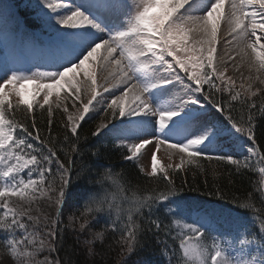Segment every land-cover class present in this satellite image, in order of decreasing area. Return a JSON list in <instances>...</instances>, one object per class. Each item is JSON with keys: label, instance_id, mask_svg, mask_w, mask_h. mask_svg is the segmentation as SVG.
Returning <instances> with one entry per match:
<instances>
[{"label": "snow or ice", "instance_id": "6c2138e0", "mask_svg": "<svg viewBox=\"0 0 264 264\" xmlns=\"http://www.w3.org/2000/svg\"><path fill=\"white\" fill-rule=\"evenodd\" d=\"M42 2L50 10L61 9L64 13L70 12V15L62 20L64 24L71 23L73 17H79L80 19L72 24H91L93 28H101L100 24L91 19L81 7H67L69 0H42ZM97 3L109 13L119 12L123 7V0H97ZM224 4L225 0H139L126 30L110 32L106 39L101 38L98 42L87 32L70 33L69 40L74 45L72 50L76 53L74 58L78 62L66 61L70 66L64 67L58 74H40V79L48 77L44 80L51 83L39 84L32 77L15 75L0 83V117L3 118V123L0 124V131L3 133L0 135V178L11 177L15 181L0 186V230H4L9 234V238H12L11 242L9 238L0 240V248L8 252L13 244L20 247L16 237L27 234L23 244L33 249L31 259L38 261L39 264H63L58 256L55 258L51 256V253L59 250L58 245L64 237L62 206L69 184L86 178L89 184L96 187L89 192L79 216L69 219V225L75 228L80 221L78 230L86 233L93 227L94 218L101 213L106 214L109 219L104 229L92 233V240H86L85 243L91 245L95 240L104 242L108 236H112L117 247V259L109 260L108 264H128L127 258L130 254L137 252L143 246V236L146 233H151L155 237L160 245V251L168 257L169 264H234L233 259L226 254V245L219 237L211 235L196 224L185 222L173 213L171 208L157 212L160 201L186 190L187 181L177 187L175 180L169 178L165 172L159 178L164 182L163 188L141 187L139 184L133 188L127 178L129 174L114 173L112 167L92 169L84 163L83 157L86 153L90 154L87 159H91V156H100L101 152L98 147L86 149L81 143L89 136L100 134L114 118L123 116L126 112L157 114L147 94L158 84H167L171 81L157 77L155 82H152L137 77L138 74L142 76L145 71L151 70L152 65L163 64L165 71L174 73L176 79H186L189 89L194 93H200L228 118L237 131L246 134L254 141L250 148V155L243 159L227 155H205L202 151H193V146L201 144L204 137L191 139L185 143H172L170 148L179 149L181 155L180 163L174 166L170 164L169 168L182 169L183 153H188L189 158L226 162L234 166L238 173L242 169L254 167L251 162L252 156H259L257 162L264 164V154H261L260 148L256 147L255 124L256 111L264 116V88L256 87L254 91L252 90L255 81L264 85V78L257 75L253 81L250 77L247 86L241 84L237 88L233 78L226 75L229 61L234 65L243 63L245 58H251V53H255L260 61V67L264 68V44L260 43L264 36L257 35L258 30L264 33V0H229V9L225 17L227 25L225 33L231 38L222 37L225 44L218 50V24L223 15ZM156 8L162 11L154 12L153 9ZM247 8L253 10L246 12ZM181 10L188 14L178 15ZM57 15L59 16L60 13ZM258 17L261 18L260 21ZM190 33L193 34L192 41L189 39ZM197 35L201 37L199 40H195ZM101 48L105 50L102 70L111 67L109 77L112 81L109 83L106 78L107 87L104 85L101 87L105 93H111L114 97L111 103L105 100L103 94L97 92L95 73L84 67L85 63ZM78 69L82 70L87 78L84 82L85 93L89 88L91 89V95L86 102L81 100V87H74L73 83V77ZM259 70L257 69L258 72ZM69 73L73 75L69 76ZM28 83L36 84L33 99L40 91L48 90L44 95L43 104L39 105L40 108L48 104L51 90L56 85L73 89L75 100L81 102V107L73 105L75 112L68 115L67 122L64 124L65 129L70 130L71 139L67 133L63 136L59 147V151L64 153L63 160L57 152V138L52 136L50 131L53 122L51 107L48 109L49 136L43 139L35 116L30 115L33 105L28 101H21L27 104L22 120H17L15 116L9 121L5 120L8 110L13 106L11 103L5 105L4 85H12L16 94L21 96V89ZM17 85L19 88L16 87ZM117 92L120 94L116 95ZM98 96L100 99L97 98ZM257 96L260 97L259 107L255 99ZM126 98L131 100L127 108L125 107ZM187 99H197V97L190 96ZM237 104L239 110H237ZM100 105H106L104 116L98 123L89 125L87 134L82 136L81 132L84 131L81 127L82 121L93 108H98L97 106ZM158 115L159 123L163 126L165 119L175 116L176 112L161 111ZM151 138H154L155 143L153 139L145 138L133 143L121 141L120 147L123 149L121 155L124 159L137 162V175L148 181H156L157 177L154 174L157 172V165L154 149H159L161 139ZM36 141H39V145L35 143ZM163 141L168 142L164 139ZM64 144L68 147L65 148ZM145 146L149 147L141 152ZM73 154L80 157L79 162ZM142 159L151 161L150 173L139 165ZM261 168L259 173L264 176ZM23 170H27V179L21 175ZM198 171L204 173L206 169L201 166ZM34 174L38 179L32 178ZM213 175H216L214 170ZM33 185L35 191L32 190ZM187 190L204 191L208 195L229 200L239 207L248 209L258 223L261 233H264V191H261V207H256L252 203L254 194L251 192L241 199L227 195L218 185H213L210 189L207 181L203 186L195 185V178L193 184L188 185ZM129 191L132 192L131 196L127 195ZM25 196L32 197V204L37 201L38 196L51 201L54 214L48 215L47 222H44L41 216L31 215V208L28 206L25 207L24 212L11 206L13 197L22 201ZM35 233H40V239L35 242V245L29 244V238ZM117 234L118 239H115ZM249 239H255V236L241 240L240 244H246ZM189 245L196 246L194 254H186ZM111 248L112 245H109V249ZM45 252L48 255L40 259L39 257ZM89 252H93L91 247ZM10 256L12 260L16 258ZM21 259L24 258L21 257ZM0 264H11V260L6 257ZM235 264H254V262L240 260Z\"/></svg>", "mask_w": 264, "mask_h": 264}, {"label": "rangeland", "instance_id": "374dc122", "mask_svg": "<svg viewBox=\"0 0 264 264\" xmlns=\"http://www.w3.org/2000/svg\"><path fill=\"white\" fill-rule=\"evenodd\" d=\"M80 1V0H79ZM139 2V0H138ZM229 2V1H228ZM22 5L25 6V4H27L26 6H28L31 9L36 10L38 13L40 12V15L42 17V29L45 30L46 32L53 34L55 36H57L59 39L64 40L65 37L63 36V32H65V29L68 30H72L74 28H76V30H83L84 27L87 25H76V24H64L62 23L63 19L67 18V15H70V12L68 13H64L61 11V9H56L55 11L50 10L48 8H46L42 2V0H23L21 2ZM81 7L84 11V8H90V12H86V14H88L90 16L91 19H94L98 24H100V26H102V21H109L110 18L113 16L115 17L116 20L114 22V25L111 26L109 28V30H107V34L108 33H114L116 31H121V30H126L128 27V19L126 17H123L121 19V17H119L118 15H110V13L106 10V13L103 14L104 12L101 13V19H98L95 14H96V8L95 7H100V5L95 2L94 3V8L92 7V5L86 4V0H81ZM134 5V4H133ZM229 5V3H228ZM67 6V5H66ZM69 7V6H67ZM133 9L136 8V6L134 5V7H132ZM229 9V6H228ZM57 13H60V15L58 16ZM135 13V12H134ZM188 14L187 12H182L179 13V15H186ZM194 14V13H192ZM226 15H221L220 20H219V24H218V50H220L222 47H224L225 44V40L221 39L222 37H225L226 39H230V36H226L225 33V29L227 27L226 25V21H225V17ZM90 25V24H89ZM108 37V35H107ZM189 38L190 41L193 40V34L190 33L189 34ZM201 37L199 35L195 36V40H199ZM4 41L9 40L8 42H3L2 46L3 48H5V53L3 55L0 56V83H3L6 79H10L13 75H15V67H13L12 65V58L11 55L14 53L20 54L22 60L26 59V55L24 53H20L19 50L20 48L15 45L14 47L12 46V41L10 37H6L3 39ZM261 44H264L262 41H260ZM103 48L100 49V52L96 55H94L90 60L89 63L86 65L85 63V68L87 66V69H89L90 72H94L95 73V78H96V82H97V92L103 94V97L105 98V100L108 103H111L112 99H114L113 96H111V93L108 92H104L103 88L101 87V85H104L105 87H107V84L105 83L106 78L108 79V82L111 83V78L109 77V72L111 71V67L109 68H104L102 70L104 61H103V56L105 55V50L103 52ZM259 50V49H258ZM249 53H251V49L248 50ZM34 53H36V51L33 50ZM4 60H7V62H4ZM237 60H239V58L237 57ZM251 65V66H250ZM8 67V68H7ZM162 67V69L160 70V72L157 75H154V73H150L147 74V77L151 78V81L155 82L157 77H163L164 79H169V75H170V71H165V66H163V64H156V65H152L151 68H160ZM227 68H228V72L226 73L227 76H231L233 78V80L236 83L237 88H239V86L241 84H244L245 86H247V84L249 83V78L251 77L253 81H255V77L257 75H260L261 78H264V68L260 67V61L259 59L256 57L255 53H251V58H245L243 63H238V64H233L231 61H229L227 63ZM257 69H260L259 72L257 71ZM59 72L56 73H52V74H58ZM69 76H72V73L68 74ZM16 76V75H15ZM17 77H32L33 79L37 80V82L39 84H46V83H51V81L48 80H44L47 79L48 77H44V79H40L38 74H36L35 72L32 73L30 76H20L18 75ZM86 77L84 75V72L80 69L77 70L75 77H73V83H74V87H81V100L83 102H86L87 99L90 97L91 95V89L89 88L87 90V93H85L84 91V82L86 81ZM62 84H64L65 82H61ZM161 88H164L166 86V84H161ZM5 86V90H4V94H5V98L6 100H10L13 103L16 104H21L20 107H16L15 110L17 112H19L18 110H25V106L22 104L21 99H33V90L36 88V84H32V83H28L26 84L22 89H21V96H18L16 94V90L15 88H13L12 85H4ZM17 88H19V85L16 86ZM256 87H262L264 88V85H260L258 81H255L253 83V91L255 90ZM48 90L45 89L43 91H40L38 95L35 96V103L41 104L44 101V95ZM241 91H243L241 89ZM172 94H173V100H179L180 103L184 104L186 102V93L187 90L184 89H180V87H173L171 90ZM51 96H49V102L48 104H46L49 108L51 107L52 110H54L55 108H60L61 106L65 108H67V112L66 116L68 117L69 114H72L75 112V107L73 105H76V107H81V102L80 101H76L75 100V93L73 91V89H69L66 86L65 87H61V85H56L53 87V89L51 90ZM120 92H117L116 95H119ZM98 99H100V97H97ZM9 100V101H10ZM131 103V100L129 98L125 99V107L127 108V105ZM7 105V104H6ZM98 108H93V110H91L86 116H91V115H100L104 113V107H106V105H100L97 106ZM37 109H39L40 107H36ZM16 118L17 115L15 114ZM179 134L181 135L182 132H179ZM149 135H144L143 137H131L128 138V136H122L121 138H119L118 140L121 141H126V142H138L140 140H142L141 138H145L148 137ZM194 137H199V134L194 136ZM182 139V140H181ZM193 139V138H192ZM164 140L168 141V142H164L163 139L160 142V147L159 149H154L155 153H156V159L155 160H161L163 162L162 165V172L163 173H167L168 176H170L176 169L174 168H169V165H175L177 163H180V152L179 149H172L170 148V144L172 143H185L187 142V138L186 137H180L178 139H173L171 137H167ZM181 140V141H180ZM153 143H155V140H153ZM149 146H145V149H141V152H144ZM193 151L195 150V148L193 147L192 149ZM250 152V148H246L244 153ZM184 157V164L182 166V168H184L186 165H188L189 163H193L194 162V157L189 158L188 153H183L182 154ZM191 160V162H190ZM135 161V160H133ZM136 162V161H135ZM137 163V162H136ZM139 165L141 167L145 168V171L150 173L151 169H150V165H151V161L150 160H144L142 159L139 162ZM34 180L38 179L37 176L32 177ZM27 179V178H26ZM11 184V183H10ZM1 186V184H0ZM132 193V192H131ZM139 194V193H137ZM38 195V194H37ZM12 201H19L20 203H23V201L19 200L16 197L12 198ZM168 206H172L173 203L171 201L167 202ZM11 206H15V204H12ZM64 208L63 211V221H64V225H66V227H69L70 229H77L78 230V225L79 222H77L76 227L73 228L72 226L69 225V219L73 216H79L80 214V209L77 205H75V202L73 200L70 199L69 202L65 203L62 206ZM40 209L41 213H45L49 216L54 214L53 211V207L51 205V203L44 197H39L37 201L33 204V212L35 213V209ZM83 211V210H82ZM188 223L190 224H196L198 227H206L209 225V221L205 216H201L199 218H196L193 221H189ZM92 228L88 229V231L86 233H80L81 238L86 241V240H92V233L96 232V231H102V227L101 225H99V223L96 221V218L93 219L92 221ZM212 226H214L212 224ZM215 227V226H214ZM216 228V227H215ZM258 232V230L256 231V233ZM20 234V233H19ZM216 237H219L221 242L223 244L226 245V254L228 256H230L233 261L234 264L235 262H238L240 260H253L254 264H264V233H261V231L259 230V232L257 234H255V239H249L247 240V243L244 245L240 244L241 240H245L248 237L254 236V235H250L249 230L246 229L245 225L243 223L239 224L238 222L235 223V227L233 228H229L225 231L217 230L215 235ZM44 255H48L47 252L43 253L39 258L43 259ZM53 255V253H51V256ZM8 258L9 260H11V264H13V260L11 259L10 254H7L4 250H0V262L4 261L5 258ZM53 257V256H52ZM137 261H128V264H136Z\"/></svg>", "mask_w": 264, "mask_h": 264}, {"label": "trees", "instance_id": "16d2710c", "mask_svg": "<svg viewBox=\"0 0 264 264\" xmlns=\"http://www.w3.org/2000/svg\"><path fill=\"white\" fill-rule=\"evenodd\" d=\"M25 20L30 24L28 18L25 17ZM225 98L227 97L225 96ZM255 99L257 100V107H259L260 97L257 96ZM236 107L237 110H239L238 104ZM48 109V106L44 105L43 108H35L33 113L30 112V115H34L36 118L37 127L41 130L42 139L49 136ZM18 111L19 112L16 111L17 119L22 120L24 118L25 110L20 109ZM51 118L53 121L50 129L51 135L57 138V152L63 160L65 158L64 153L59 151L60 144L63 141V136L67 133L71 139L70 130L65 129L64 127V124L67 122L64 107L61 106L60 108L52 110ZM99 120L100 118L98 117L83 120L81 127H83L84 131L81 132V135H86V130L89 125H94L95 123H98ZM255 124L257 136L256 142L264 154V116H262L259 111L255 112ZM108 142L109 140L107 137L101 135V133L95 136H89L86 141H81L82 145L86 149L98 147L101 152L100 156H91V159H87V156L90 154L86 153L85 157H83L85 158L83 162L87 163L92 169L112 167L114 173L125 172L126 174H129L127 178L133 188H135L138 184L141 187L151 188L159 186L160 188H163L164 182L159 179L161 176H156V181H148L142 176L137 175V167L132 164L130 160L124 159L121 155L123 149L111 146ZM63 146L65 148L68 147L67 144H64ZM73 156L78 162L80 161V157L78 155L73 154ZM201 166L206 169V172L200 173L198 171ZM213 170L216 175H213ZM169 178L175 180L177 187H179L184 181H187V184L185 185L186 190L182 191V193L189 197L208 200L212 203L223 202L238 209L242 208L229 200L208 195L204 191L187 190L188 185L193 184V180L195 178V185L203 186L205 181H207L210 189L213 185H218L224 193L229 196H235L243 199L249 192H251L254 194L252 203H254L256 207H261V191H264V185L260 183L262 175L259 173L256 166L250 169H242L238 173L234 166L226 162L218 163L215 160L209 162L207 159L196 157L194 158L193 163H189L182 169H176L169 176ZM73 185H75L76 190L75 192L71 191L70 199L76 203L85 200L84 197H86L89 192L95 188V185L89 184L86 178L73 181L72 186ZM113 190L115 192V189ZM80 211L82 210L80 209ZM63 227L65 229L63 241L58 245L59 250L57 252H53L52 255L53 258L58 256L63 264H108L109 260L115 261L117 259V247L114 244V238L112 236H108L104 242L95 240L90 245L93 252L89 254V246L85 245V241L80 236V231L76 228L72 230L69 227H66V225ZM104 227L105 226H102V229H104ZM115 239H118V234ZM143 239V246L137 252L130 254L127 258L128 261H136L137 259L141 261L148 257H157V255L161 253L160 245L151 233L144 234ZM109 245H112L111 249H109ZM157 260L158 263L162 262L160 259Z\"/></svg>", "mask_w": 264, "mask_h": 264}, {"label": "clouds", "instance_id": "9594fccd", "mask_svg": "<svg viewBox=\"0 0 264 264\" xmlns=\"http://www.w3.org/2000/svg\"><path fill=\"white\" fill-rule=\"evenodd\" d=\"M78 19H80L79 17H73L71 23H75ZM3 123V118L0 117V124ZM2 131H0V135H2ZM261 171L264 172V167L261 168ZM261 184L264 185V176H262L261 179ZM32 190L35 191V186H32ZM32 197L31 196H25L24 199L22 200L23 203H20L19 201H13V204H15L16 209H18L21 212H24L25 207L28 206L31 208V215H38L41 216V218L44 220V222H47V214L45 213H41L40 209H35V213L33 212V204L31 203ZM51 203V201H49ZM11 227V226H9ZM27 234H25V236H21V237H16V241L19 245H21L20 247H17V244H13L12 248L9 249L8 252H6L7 254H10L12 256H15L16 258L13 259V264H39L38 261H35L33 259L30 258V255L33 252V249H29L27 245L23 244L24 239L26 238ZM40 239V233H35L31 238H29V244H33L35 245V242L37 240ZM46 239V237H45ZM12 238H9V242H11ZM85 243V242H84ZM85 245L89 246L90 248V244L85 243ZM0 250H3V248H0ZM196 251V246L195 245H189L188 249H186V254H194ZM89 254H91L89 252ZM21 257H23L24 259H21ZM198 258V257H197Z\"/></svg>", "mask_w": 264, "mask_h": 264}]
</instances>
